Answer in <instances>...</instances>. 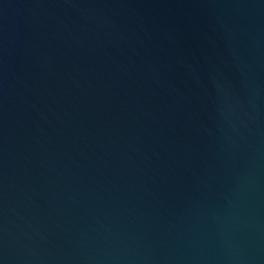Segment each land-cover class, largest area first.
Here are the masks:
<instances>
[{
	"label": "water",
	"instance_id": "95a60500",
	"mask_svg": "<svg viewBox=\"0 0 264 264\" xmlns=\"http://www.w3.org/2000/svg\"><path fill=\"white\" fill-rule=\"evenodd\" d=\"M0 264H264V0H0Z\"/></svg>",
	"mask_w": 264,
	"mask_h": 264
}]
</instances>
